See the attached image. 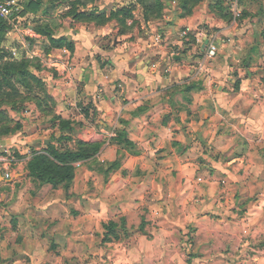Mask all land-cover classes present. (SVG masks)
Listing matches in <instances>:
<instances>
[{
	"label": "crops",
	"instance_id": "1",
	"mask_svg": "<svg viewBox=\"0 0 264 264\" xmlns=\"http://www.w3.org/2000/svg\"><path fill=\"white\" fill-rule=\"evenodd\" d=\"M183 24H150L163 27L162 39L135 34L112 45L99 41L104 26L71 33L75 68L64 91L94 99L104 120L83 135L100 149L78 163L68 191L37 199L25 191L0 204V264H169L192 222L207 225L194 248L205 264H264V249L252 248L264 240L262 90L244 68L225 77L229 61L203 73L199 57L180 54ZM114 131L130 147L110 138ZM111 223L115 232L143 223L150 232L125 242L109 233L107 243Z\"/></svg>",
	"mask_w": 264,
	"mask_h": 264
},
{
	"label": "rangeland",
	"instance_id": "2",
	"mask_svg": "<svg viewBox=\"0 0 264 264\" xmlns=\"http://www.w3.org/2000/svg\"><path fill=\"white\" fill-rule=\"evenodd\" d=\"M236 1L237 12L225 0H41L36 11H24L14 24H9L11 28L0 35V54H6L0 60V69L6 62L24 63L36 77L32 81L28 79L30 86L15 82V89L4 87L0 91V157L10 164L7 169L3 168L4 163L0 165L3 168L0 169V204L23 199L25 191L30 193V199H37L49 188L68 191L75 184L78 163L96 157L73 162L75 174L72 177L62 170L64 163L54 156V153L76 152L82 144L92 148L96 142L85 141L83 133L89 134L94 126L100 130L104 120L95 111L94 99H85L78 85L77 94L64 91L70 83L69 73L75 68L72 62L75 43L70 39L71 33L81 24L104 26L107 30L99 41L112 45L118 40H129L131 35L133 40L135 34L143 37L158 35L162 39L163 27L158 26L153 32L150 24L164 22L170 30L177 19L182 20L180 38L183 47L177 49L180 54L199 57L205 65L203 69L199 63L203 73L215 62L226 64L229 61L233 69H228L229 75L225 77L233 73L236 79L239 70L246 69L245 74L257 78L264 101V0ZM123 8L131 10L132 16L112 15ZM83 14H87L86 18H81ZM90 14L102 16L103 22L97 20V15L91 17ZM114 26L115 30H112ZM169 34L173 39L172 33ZM211 45L217 49L213 57L208 56ZM35 134L36 140H40L38 143L33 139ZM109 137H117V132H112ZM45 139L48 140L46 144ZM38 156L46 158L43 167L37 166V170L42 168L46 181L36 178L31 171L30 166ZM18 166L24 169L22 176H18L21 171L14 173L13 169ZM184 227L180 251L171 252L169 264H195L199 259L205 264L208 259L202 255L198 258L194 248L207 225L201 227L192 222ZM146 228L147 224L143 223L129 234L122 226L117 230L120 233L116 241L124 238L125 242V237L138 232L148 234L150 231ZM115 230L105 225L107 243L115 242L108 238L109 233L117 234ZM252 248L264 249V240L253 242ZM234 260L235 263L239 261L238 258Z\"/></svg>",
	"mask_w": 264,
	"mask_h": 264
},
{
	"label": "trees",
	"instance_id": "3",
	"mask_svg": "<svg viewBox=\"0 0 264 264\" xmlns=\"http://www.w3.org/2000/svg\"><path fill=\"white\" fill-rule=\"evenodd\" d=\"M41 5V0H25L24 1V7H25V12L26 10H31V11H36L39 6ZM23 11V12H24ZM119 14H122L123 18H129L132 16V11L129 9H121L119 11H116L115 13H113V16H117ZM91 17L94 15L97 18L98 21H102V16H98V14H90ZM87 14H83L81 16V18H86ZM80 19V18H79ZM10 23L7 22L5 19L0 18V35H4L11 27L9 25ZM60 47V45H59ZM6 54H0V60H2L5 57ZM12 79H14V82L12 83ZM35 80L36 77L33 74V72H31V70H27V68L25 67V64H17L16 63H5L3 64L2 68L0 69V91L2 89H4V87H12L13 89H15V82H19V83H26V85H29V80ZM117 142L119 144H123L126 148L130 147V142L126 139L124 133H119L117 134ZM100 149V145L99 144H94L92 145H88V144H82L81 148L76 151V152H64L61 154L58 153H54L55 158L59 161L64 163V167L62 168V170L64 172H68V174H70V176H74V168L72 163L73 162H78V161H82V160H86V159H90L94 156L97 155V153L99 152ZM46 158L44 156H38V158L35 159L34 163L31 164V171L34 174V176L38 179H40L41 181H46V178L44 176V174L41 172L42 168H40L41 170H37V166L39 165L40 167H43V162ZM57 167V166H56ZM58 169H61L58 167ZM68 188V187H67ZM108 226H110L112 228V230H115V228L117 226H115L113 223L109 224Z\"/></svg>",
	"mask_w": 264,
	"mask_h": 264
},
{
	"label": "built area",
	"instance_id": "4",
	"mask_svg": "<svg viewBox=\"0 0 264 264\" xmlns=\"http://www.w3.org/2000/svg\"><path fill=\"white\" fill-rule=\"evenodd\" d=\"M226 3H230L233 6L234 12L238 10V2L236 0H225ZM175 3V2H174ZM24 7V0H0V18L5 19L10 24H14L22 15ZM237 16L239 15L236 14ZM217 49L214 45H211L208 50V56L213 57L216 55ZM114 136V134H112ZM4 163V169H7L10 164L6 158L0 157V165ZM0 168V169H3Z\"/></svg>",
	"mask_w": 264,
	"mask_h": 264
}]
</instances>
